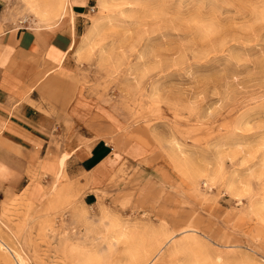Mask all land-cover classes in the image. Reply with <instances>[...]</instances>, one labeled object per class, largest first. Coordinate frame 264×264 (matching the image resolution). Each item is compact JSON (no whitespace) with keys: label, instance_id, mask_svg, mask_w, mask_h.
Returning <instances> with one entry per match:
<instances>
[{"label":"rangeland","instance_id":"obj_1","mask_svg":"<svg viewBox=\"0 0 264 264\" xmlns=\"http://www.w3.org/2000/svg\"><path fill=\"white\" fill-rule=\"evenodd\" d=\"M76 17L80 105L115 124L113 170L92 199L79 172L0 188V264H264V0H95Z\"/></svg>","mask_w":264,"mask_h":264},{"label":"crops","instance_id":"obj_2","mask_svg":"<svg viewBox=\"0 0 264 264\" xmlns=\"http://www.w3.org/2000/svg\"><path fill=\"white\" fill-rule=\"evenodd\" d=\"M68 3L75 18L67 12L28 26L6 19L0 1V188L9 192L79 172L92 199L113 170L107 138L115 124L107 113L82 112L78 95L76 16L95 0Z\"/></svg>","mask_w":264,"mask_h":264},{"label":"bare ground","instance_id":"obj_3","mask_svg":"<svg viewBox=\"0 0 264 264\" xmlns=\"http://www.w3.org/2000/svg\"><path fill=\"white\" fill-rule=\"evenodd\" d=\"M22 1L31 11H33V13H35L37 16H39L42 19H50L57 17L60 18V16L62 17L64 15V12L67 10V8H69V11L71 12L68 3L69 0H22ZM108 2L109 0H97V5L103 6Z\"/></svg>","mask_w":264,"mask_h":264}]
</instances>
